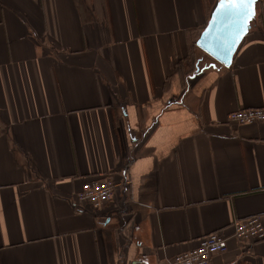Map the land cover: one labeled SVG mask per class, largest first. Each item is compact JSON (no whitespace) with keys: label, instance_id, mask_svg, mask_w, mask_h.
Here are the masks:
<instances>
[{"label":"crops","instance_id":"0c3cea01","mask_svg":"<svg viewBox=\"0 0 264 264\" xmlns=\"http://www.w3.org/2000/svg\"><path fill=\"white\" fill-rule=\"evenodd\" d=\"M219 0H0V264H264V0L226 68L197 41ZM120 187L95 208L84 181Z\"/></svg>","mask_w":264,"mask_h":264},{"label":"built area","instance_id":"2783aa9c","mask_svg":"<svg viewBox=\"0 0 264 264\" xmlns=\"http://www.w3.org/2000/svg\"><path fill=\"white\" fill-rule=\"evenodd\" d=\"M230 121L238 125L264 123V108L236 111L230 115ZM119 187L120 184L111 177L89 179L82 184L77 198L83 204L100 208L114 200ZM233 227L232 238L238 242H264V223L259 216L237 219ZM229 240L217 232L209 234L196 248L176 255L166 264H211L215 256L228 251Z\"/></svg>","mask_w":264,"mask_h":264},{"label":"water","instance_id":"95a60500","mask_svg":"<svg viewBox=\"0 0 264 264\" xmlns=\"http://www.w3.org/2000/svg\"><path fill=\"white\" fill-rule=\"evenodd\" d=\"M254 0L248 6L251 15H226L222 0L217 3L207 27L197 41V47L226 68H230L236 53L251 29L256 16Z\"/></svg>","mask_w":264,"mask_h":264},{"label":"snow or ice","instance_id":"6c2138e0","mask_svg":"<svg viewBox=\"0 0 264 264\" xmlns=\"http://www.w3.org/2000/svg\"><path fill=\"white\" fill-rule=\"evenodd\" d=\"M254 0H222V7L226 9V15H251L249 4Z\"/></svg>","mask_w":264,"mask_h":264}]
</instances>
